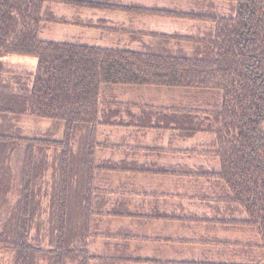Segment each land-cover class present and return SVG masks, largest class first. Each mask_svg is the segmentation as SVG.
Instances as JSON below:
<instances>
[{
	"label": "trees",
	"instance_id": "16d2710c",
	"mask_svg": "<svg viewBox=\"0 0 264 264\" xmlns=\"http://www.w3.org/2000/svg\"><path fill=\"white\" fill-rule=\"evenodd\" d=\"M47 1L0 0L2 258L8 264H89L95 218L130 214L122 186L104 188L103 175L121 172L220 181L228 190L221 220L253 228L264 247V0L137 8L209 25L196 35L152 33L151 46L141 49L43 39ZM14 55L36 57V69L7 67L4 59ZM113 84L218 90L220 98L205 109L169 108L120 99L103 88ZM26 116L54 120L58 130L29 133L20 125ZM103 127L129 131L112 143L99 139ZM146 129L173 130L183 142L208 134L210 140L192 149L169 140L170 146L151 150L217 165L139 163L133 136ZM111 147L122 148L123 158H98Z\"/></svg>",
	"mask_w": 264,
	"mask_h": 264
},
{
	"label": "crops",
	"instance_id": "0c3cea01",
	"mask_svg": "<svg viewBox=\"0 0 264 264\" xmlns=\"http://www.w3.org/2000/svg\"><path fill=\"white\" fill-rule=\"evenodd\" d=\"M83 1L86 3L47 1L45 14L49 20L43 22L40 36L96 47L141 49L151 46L152 33L196 35L208 30L199 28V21L137 11V8L152 7L190 8L189 0ZM87 1L115 7L94 6ZM120 6L127 9L118 8ZM177 20L187 22L186 26L191 28H172L169 23ZM58 26L65 28H56ZM194 26L197 28H192ZM103 128L101 141L122 142L123 136L119 139L111 135L106 137L107 130ZM161 138L156 140L161 143ZM122 155V148L111 147L98 152L99 159L120 160ZM161 158L159 156L158 160ZM203 160L205 163L200 162L201 158L199 163L210 165V160ZM139 174L152 181L146 190L153 194L152 197L145 192L141 200L133 199L135 186L121 185L124 192H130V214L95 218L94 232L89 240L93 256L89 264H264L261 236L251 227L221 220L219 209L223 207V197L228 190L220 181Z\"/></svg>",
	"mask_w": 264,
	"mask_h": 264
},
{
	"label": "rangeland",
	"instance_id": "374dc122",
	"mask_svg": "<svg viewBox=\"0 0 264 264\" xmlns=\"http://www.w3.org/2000/svg\"><path fill=\"white\" fill-rule=\"evenodd\" d=\"M61 9L67 10V8L65 7H61ZM184 10H188V8L185 7ZM187 24H188L187 22L183 21L182 23V21L180 20L169 23V25L172 26V28L173 27L191 28L190 26L189 27L186 26ZM204 26L209 27V25L207 24L200 23L199 28H204ZM56 28H65V27L58 26ZM192 28H197V27L194 26ZM4 61L7 67L12 68L19 72H22V70L33 71L36 69L38 63L36 57L26 56V55L8 56L7 58L4 59ZM103 88L104 90L108 91L109 94L116 93L118 95V98L123 100L131 99L132 101L139 103H149L156 106H166L169 108L191 107V108L205 109L208 108L210 103L211 104L216 103L220 98V94L218 90L205 91L199 88H178V87H159V86L157 87V86H147V85H120V84L110 85L108 86V89H106L105 87ZM20 125L23 128H25L26 131L29 133H33L36 131H45L51 128L58 130L57 126H55L54 124V120L43 119L33 116H26L22 118ZM103 130H107V129L103 128ZM100 131H101V135L99 136V138L102 139V129ZM128 131L129 129H125V128L123 129L113 128L112 130L108 129L106 131L107 132L106 137L111 135L112 137H117V139H119L122 136H125L128 133ZM176 134L177 133L174 132L173 130H169V131H159L154 129L135 130V135L133 136V138L135 139L132 142L133 145L132 148L133 150L136 149V151H132V152L138 155L137 156L138 159L136 158V161H138L139 163H145L152 161L154 159L158 160L159 156L157 154H154L152 150H154V147H157L158 145L170 146V144H168L170 143L169 140L173 144L172 147L177 145L179 147L185 146L190 149H192L198 143L210 140V136L208 134H199L195 138L187 142L186 141L183 142L182 140L178 139ZM160 136L163 137L161 138L162 139L161 143L159 142L160 140H156L157 138H160ZM136 138L139 140H136ZM145 139H147V141ZM137 145L140 147L138 148ZM199 159L200 158L189 157L188 155L182 157L180 154L177 155V154L169 153L168 155L165 154V156L159 160H161L165 164L187 163L193 165V163H199ZM201 159L202 161L200 162L205 163V161L203 160L204 158ZM209 166L212 168L216 166V164L213 161L210 163ZM139 173L140 172H129V173L121 172L118 174L107 173L103 175V179L107 181L109 185H105L104 188L107 190L111 187V185H113V187H116L118 185H125L128 183L129 186H131L130 184H133L132 186H135L136 188L135 190L136 194L131 195V197H134L133 199L141 200V196L142 194H145V192H148V194L146 195H150V197H152L153 194L149 191H146L151 185L152 181H150L149 177H144L143 175L139 176L140 175ZM124 197H127V199L130 200L131 199L130 192H125ZM151 200L152 199L150 198V201ZM88 250L90 252L89 247ZM2 255L3 253L0 252V264H8L6 258H2ZM92 257L93 256H91V258Z\"/></svg>",
	"mask_w": 264,
	"mask_h": 264
}]
</instances>
